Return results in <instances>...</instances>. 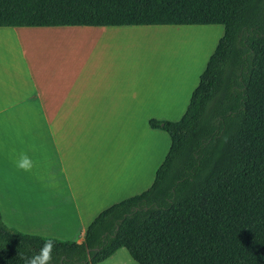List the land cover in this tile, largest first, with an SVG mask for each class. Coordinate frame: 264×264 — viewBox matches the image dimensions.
Returning a JSON list of instances; mask_svg holds the SVG:
<instances>
[{"label": "crops", "instance_id": "1", "mask_svg": "<svg viewBox=\"0 0 264 264\" xmlns=\"http://www.w3.org/2000/svg\"><path fill=\"white\" fill-rule=\"evenodd\" d=\"M203 27H0L3 223L82 242L100 213L148 190L167 155L149 121L186 112L214 53L194 39ZM22 152L32 174L15 171ZM99 264L137 263L120 249Z\"/></svg>", "mask_w": 264, "mask_h": 264}, {"label": "trees", "instance_id": "2", "mask_svg": "<svg viewBox=\"0 0 264 264\" xmlns=\"http://www.w3.org/2000/svg\"><path fill=\"white\" fill-rule=\"evenodd\" d=\"M224 34L184 115L150 120L170 139L152 186L100 213L53 264H264V0H0V27L211 26ZM6 226L0 264L45 239Z\"/></svg>", "mask_w": 264, "mask_h": 264}, {"label": "clouds", "instance_id": "3", "mask_svg": "<svg viewBox=\"0 0 264 264\" xmlns=\"http://www.w3.org/2000/svg\"><path fill=\"white\" fill-rule=\"evenodd\" d=\"M15 166L23 172L30 173L36 167V164L27 152H22L16 159ZM56 243L54 239L48 238L44 240L42 246L38 249H30L32 252L31 255H26L24 253H19V255L24 261V264H53ZM75 243L79 245L80 241L76 240Z\"/></svg>", "mask_w": 264, "mask_h": 264}, {"label": "rangeland", "instance_id": "4", "mask_svg": "<svg viewBox=\"0 0 264 264\" xmlns=\"http://www.w3.org/2000/svg\"><path fill=\"white\" fill-rule=\"evenodd\" d=\"M201 29H202L203 32L200 33V34H197L196 36H194V39L196 41H198V40L202 41V45L205 48L207 46L208 41H209V39L207 37H209L210 38V42H211L210 48H212V51L211 52H214V50L217 47L219 41L223 37V32H224L223 26H221V25L204 26ZM208 58H207V61H208ZM202 60H203V57H202ZM207 61L204 58L203 63L204 64H207L206 63ZM189 100H187L188 105H189ZM188 105H187V107H188ZM182 116L183 115H180L178 117H154V120H159V121L163 120V121H172V122H175V121H178ZM160 118H163V119H160ZM165 118H167V119H165ZM161 135L165 136V154H167L166 152L168 151V147L170 145L169 139H168V136L166 134L161 133ZM155 141H157L156 138H155ZM15 171H16V166H15ZM29 174H32V172H30ZM0 210H1V203H0Z\"/></svg>", "mask_w": 264, "mask_h": 264}]
</instances>
